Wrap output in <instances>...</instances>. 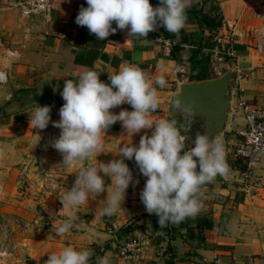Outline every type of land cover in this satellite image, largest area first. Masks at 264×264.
<instances>
[{
	"label": "crops",
	"instance_id": "crops-1",
	"mask_svg": "<svg viewBox=\"0 0 264 264\" xmlns=\"http://www.w3.org/2000/svg\"><path fill=\"white\" fill-rule=\"evenodd\" d=\"M23 1L0 0V71L5 74L0 83V199L7 203L6 211H19L26 219L30 215L18 206L29 200L18 201L14 194L20 182L50 175L65 183L80 167L121 159L115 154L118 147L138 146L140 136L153 131L141 129L131 136L117 121L105 131L98 153L73 166L62 165L61 153L52 147L61 130L52 121L60 119L64 104L60 93L73 73L94 70L100 81L110 84L109 74L125 65L137 66L153 82L159 98V107L150 116L155 121L168 119L165 102L179 82L215 78L234 66L235 89H241L243 98L264 106L263 69L253 70L258 56L252 47L264 23V0H190L185 25L177 34L159 26L145 39L128 37L127 29L117 28L104 40L75 22L81 6L87 7L86 0H52L46 19L21 16L17 5ZM149 3L156 7L159 0ZM202 16L214 17L218 25L207 29L198 20ZM226 34L231 36V55L223 54L214 42L215 35ZM172 45L179 47L174 52L177 61L169 54ZM7 51L17 55L9 56ZM157 77L166 81L164 87L154 83ZM37 105L50 107V121L43 130L29 126V113ZM121 109L133 110L123 103L109 111L118 114ZM241 130V116L232 105L229 127L221 139L229 172L202 187L196 215L160 227L159 217L149 214L140 199L147 178L134 158L124 159L135 184L130 182L126 189L121 209L111 217L99 215L106 206L105 190L98 196L90 194L78 210L63 206L48 210L47 216H40L48 219L46 223L32 230L26 222L21 239L7 243L12 251L4 264H45L49 253L68 246L93 250L90 264L105 255L110 256V264H124L116 248L130 238L142 242L130 264H264V157L253 167L250 179L243 181L241 162L232 154ZM181 134L186 141L182 155L192 146L188 134ZM193 159L199 171L198 158ZM98 174L106 186L111 184L108 176ZM69 218L80 230L57 236L55 229Z\"/></svg>",
	"mask_w": 264,
	"mask_h": 264
},
{
	"label": "clouds",
	"instance_id": "clouds-1",
	"mask_svg": "<svg viewBox=\"0 0 264 264\" xmlns=\"http://www.w3.org/2000/svg\"><path fill=\"white\" fill-rule=\"evenodd\" d=\"M86 3L87 7L81 6L75 22L87 27L99 40L115 33L117 28L127 29L128 37L145 39L159 26L177 34L185 25V10L190 6V0H159L156 7L149 0H86ZM98 77L99 72L86 70L73 73L72 79L64 83L60 93L64 100L59 109L60 119L52 121L53 126L61 130L59 137L52 141V147L61 153L62 165L73 166L98 153L105 131L117 121L131 136L141 129L153 131L150 136L141 135L138 146L129 143L118 147L115 154L121 159L99 162L75 171L77 176L73 186L70 190L64 189L60 196L63 208L78 210L90 194L98 196L106 190V206L99 215H114L121 209L126 189L132 182V172L124 159L134 158L140 173L147 178L140 199L149 214L155 213L159 217L160 227L196 215L200 210L202 187L217 175L226 176L229 172L222 141L218 137L210 138L206 133L197 134L194 146L181 155L185 137L176 127V121L150 118L159 107V98L153 82L137 66L125 65L117 73L109 74L110 84ZM4 80V74L0 73V82ZM154 83L164 87L166 81L157 77ZM123 103L130 104L133 110L121 109L118 114L109 111ZM172 107L189 116L193 114L192 104L182 103L178 94ZM49 121L48 105H37L29 113L30 128L43 130ZM193 157L198 158L199 171ZM101 172L111 179L110 185H105L98 174ZM73 229L80 230V225L69 218L57 226L55 233L65 236ZM94 255L93 250L68 246L58 253H49L45 264H90ZM95 264H110V256L96 257Z\"/></svg>",
	"mask_w": 264,
	"mask_h": 264
},
{
	"label": "built area",
	"instance_id": "built-area-1",
	"mask_svg": "<svg viewBox=\"0 0 264 264\" xmlns=\"http://www.w3.org/2000/svg\"><path fill=\"white\" fill-rule=\"evenodd\" d=\"M17 7L20 15L23 17L38 16L46 19L52 10V0H25L18 3ZM214 42L218 47H222L223 54L231 55L232 43L229 34H226L225 37L215 35ZM7 54L13 57L17 55L12 51H7ZM0 73L3 72L0 71ZM233 99V107L242 119V130L239 132L240 139L233 145L232 154L241 162L242 168L239 173L241 179L247 181L252 176V170L255 164L264 157V106L247 98H243L240 88L234 90ZM76 176L77 172H74L63 183L50 175H42L37 180H25L24 184L27 190H37L40 192L41 195L38 196L40 212L42 216H47V211L52 209L45 205L48 199L52 200V210L54 211L58 207L63 206L60 196L63 194L64 189H71ZM134 184L135 180L132 181L131 185L133 186ZM34 223H36V220H34ZM141 245V241L130 238L122 241L117 246L116 252L124 260V264H130L136 258ZM8 252L6 248L4 249L0 246V264L6 258Z\"/></svg>",
	"mask_w": 264,
	"mask_h": 264
},
{
	"label": "water",
	"instance_id": "water-1",
	"mask_svg": "<svg viewBox=\"0 0 264 264\" xmlns=\"http://www.w3.org/2000/svg\"><path fill=\"white\" fill-rule=\"evenodd\" d=\"M235 90V67L232 66L220 76L191 82H179L165 102L168 120L176 121V127L187 133V142L194 146L197 134L206 133L210 138L220 140L229 127L230 113ZM177 94L182 103H191L193 114L187 115L172 107Z\"/></svg>",
	"mask_w": 264,
	"mask_h": 264
},
{
	"label": "rangeland",
	"instance_id": "rangeland-1",
	"mask_svg": "<svg viewBox=\"0 0 264 264\" xmlns=\"http://www.w3.org/2000/svg\"><path fill=\"white\" fill-rule=\"evenodd\" d=\"M257 40L252 46L255 50V55L258 56V63L253 67V70H259L263 69V79H264V23L259 28V31L256 32ZM262 57V62L260 61V58ZM232 66V65H231ZM230 67V66H229ZM188 137V135H187ZM186 142V141H185ZM5 198L7 195L5 193H2ZM14 194L17 195L16 199L18 201L23 200H29V202H25L24 205L18 204V206H21L25 211H28L30 214L29 217L23 218L21 213L19 211L17 212H9L6 211L4 208L7 205L4 201L0 199V202H2L0 205V246L4 249L6 248L8 253H10L12 250H10L8 246V242H16L17 239H21V228L25 226V223H30V226H32V230L36 228L38 224L43 225V223H46L48 219L40 218V215L42 216V213L40 212V205L38 204V196H40V192L37 190L29 191L26 189L24 182H20L17 187L15 188ZM47 207H51L53 209V202L52 200H49L45 204ZM58 209V208H57ZM33 215V216H32ZM34 220H36V223H34ZM13 227L14 229L11 230L10 228ZM16 252V251H15ZM7 253V256L9 254ZM4 259L1 264L5 263Z\"/></svg>",
	"mask_w": 264,
	"mask_h": 264
},
{
	"label": "trees",
	"instance_id": "trees-1",
	"mask_svg": "<svg viewBox=\"0 0 264 264\" xmlns=\"http://www.w3.org/2000/svg\"><path fill=\"white\" fill-rule=\"evenodd\" d=\"M198 20L207 29H214L218 25L217 23H214V17L202 16ZM233 47L236 48V45H234ZM178 50H179V47L176 45H172L170 50H169V54H170L171 58L174 59L175 61H177L178 59H177L176 55L174 54V52H178Z\"/></svg>",
	"mask_w": 264,
	"mask_h": 264
}]
</instances>
